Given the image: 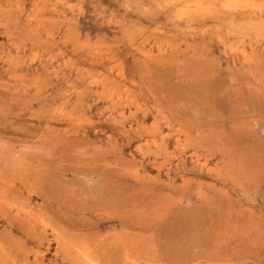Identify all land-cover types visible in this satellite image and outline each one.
I'll use <instances>...</instances> for the list:
<instances>
[{
    "label": "rangeland",
    "instance_id": "rangeland-1",
    "mask_svg": "<svg viewBox=\"0 0 264 264\" xmlns=\"http://www.w3.org/2000/svg\"><path fill=\"white\" fill-rule=\"evenodd\" d=\"M0 264H264V0H0Z\"/></svg>",
    "mask_w": 264,
    "mask_h": 264
}]
</instances>
